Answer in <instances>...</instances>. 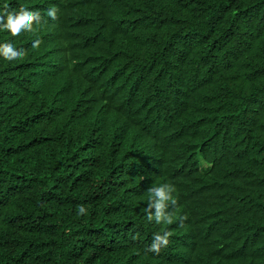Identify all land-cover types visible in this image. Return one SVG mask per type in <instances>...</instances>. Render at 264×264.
I'll return each instance as SVG.
<instances>
[{"label": "trees", "instance_id": "16d2710c", "mask_svg": "<svg viewBox=\"0 0 264 264\" xmlns=\"http://www.w3.org/2000/svg\"><path fill=\"white\" fill-rule=\"evenodd\" d=\"M5 4L43 19L0 31V264H264V0Z\"/></svg>", "mask_w": 264, "mask_h": 264}, {"label": "clouds", "instance_id": "9594fccd", "mask_svg": "<svg viewBox=\"0 0 264 264\" xmlns=\"http://www.w3.org/2000/svg\"><path fill=\"white\" fill-rule=\"evenodd\" d=\"M0 10V31H7L12 37H23L28 33H34L42 23V16L39 10L29 7H21L18 10H8V5L3 6ZM47 16L52 20L57 19V8L52 6L47 11ZM39 40L33 41L32 47L38 48ZM27 53L25 49L18 47L15 42L0 43V57L9 62H20L25 59ZM151 197L147 205V220L156 225L162 223H171L172 218L168 212L169 204H175L176 191L175 185L171 183H162L159 186L152 187L150 190ZM79 215H87V209L84 206L79 207ZM170 241V233L165 231L162 234L153 235L152 243L148 251L159 254L162 248H166Z\"/></svg>", "mask_w": 264, "mask_h": 264}]
</instances>
